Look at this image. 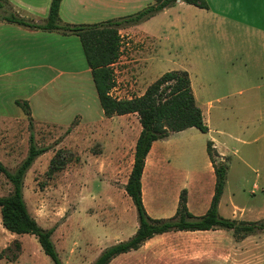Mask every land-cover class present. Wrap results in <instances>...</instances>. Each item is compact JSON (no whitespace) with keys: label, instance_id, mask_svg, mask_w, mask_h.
<instances>
[{"label":"rangeland","instance_id":"rangeland-1","mask_svg":"<svg viewBox=\"0 0 264 264\" xmlns=\"http://www.w3.org/2000/svg\"><path fill=\"white\" fill-rule=\"evenodd\" d=\"M252 1L262 6L261 0ZM249 2L241 0L239 11L248 13ZM148 5L129 7L125 16ZM198 11L203 12L189 7L180 14L184 41L179 33L178 40L168 42L177 30L170 24L176 18H166L163 11L157 18L120 30L113 96H141L164 73L185 67L209 127L208 133L192 128L152 146L142 176L144 208L152 219L171 218L186 191L189 212L205 215L216 183L207 152L212 141L222 156L217 162L227 166L219 215L264 220V38L246 36L245 25L232 24L228 29L236 37L231 42L218 39L225 22H205L200 27ZM5 12L13 14L4 7L0 16ZM66 42L74 51L71 68L61 62L57 70L43 68L0 78V161L15 172L27 158L31 133L39 148H49L26 173L24 201L43 229H54L51 239L62 264H92L138 229L137 210L125 185L141 124L136 114L104 116L80 39ZM37 89L41 91L36 93ZM28 95H35L29 103L32 128L16 104ZM14 115L19 119H11ZM57 154L65 165L50 173ZM12 190L0 172V196ZM0 264L55 262L34 235L5 230L0 210ZM111 264H264V232L239 241L225 229L166 233Z\"/></svg>","mask_w":264,"mask_h":264},{"label":"trees","instance_id":"trees-1","mask_svg":"<svg viewBox=\"0 0 264 264\" xmlns=\"http://www.w3.org/2000/svg\"><path fill=\"white\" fill-rule=\"evenodd\" d=\"M178 0H154V2L139 12L125 17L109 19L94 24H61L59 9L62 0H52L48 17L44 24H37L22 17L11 14L0 18V21L17 24L42 31H59L64 35H75L80 39L81 46L91 71L96 93L106 118L136 114L141 124V132L136 141L134 160L125 192L132 200L138 215L139 226L135 234L125 242L110 246L92 264H110L118 256L136 251L156 236L171 232H200L217 229L231 230L236 240L264 232V220L238 221L225 219L219 215L218 209L224 193L227 166L217 162L219 155L214 143L208 141L207 152L212 164L216 183L211 204L206 214L193 216L187 207L186 191L180 197L175 215L168 219H152L148 216L142 198V176L146 159L155 142L168 139L171 134L195 128L202 133H208L202 110L197 106L187 71H170L154 81L141 96L131 99L114 97L112 90L116 86L113 65L120 58V30L138 25L151 17L172 7ZM200 9L208 10L206 0H180ZM7 1L0 0V9ZM33 125L30 106L27 101H16ZM49 148H39L30 134V146L27 158L15 172H10L0 161V172L12 184L13 190L7 196H0L2 225L5 230L16 235H34L43 252L55 264H62L54 243V229H43L31 216L23 197L24 178L35 160ZM59 154V153H58ZM57 157L51 162L50 173L58 171L65 165Z\"/></svg>","mask_w":264,"mask_h":264},{"label":"crops","instance_id":"crops-1","mask_svg":"<svg viewBox=\"0 0 264 264\" xmlns=\"http://www.w3.org/2000/svg\"><path fill=\"white\" fill-rule=\"evenodd\" d=\"M5 1H7L5 7L9 8L13 14L22 18H35L31 21L37 24L45 23L52 2V0ZM240 1L241 0H206L209 9L198 8L203 12H196L198 18H200L198 25L202 27L206 24L205 22L215 21L223 25L225 22L224 25L226 27L224 31L218 32L217 38L226 41L229 40L228 42H231V40L236 37V34L228 29V25L232 26V24L236 28L240 24L245 25V27L249 29L246 36L259 35V37L264 38V0H261L262 6L260 7L256 1L250 0L248 4L246 3L249 8H252L248 13H245L244 10L241 12L239 11L241 7ZM153 2L154 0H62L59 9V18L61 24H94L109 19L125 17L129 7H142L148 4L150 5ZM189 7L195 6L178 0L174 6L163 10L166 18H176V22L173 19L170 22V24H172V29L177 30L174 32L172 40H168L169 43H173V39L178 40L179 33H181V40L184 41L185 32L183 30L179 31L180 26L184 23L180 19V14L188 10ZM160 13L150 19L157 18ZM4 16H8V13L5 12L0 18ZM239 18H250V21H244ZM72 37L76 36L64 35L59 31L35 30L0 21V78L11 73L28 72L43 68L55 70L56 66H59L61 62H65V64L71 68L72 63L74 64L75 61L73 57L74 51L68 45L69 42L66 41H69ZM175 71H187V68L179 67ZM38 91H41V89H37L36 93ZM31 96L35 97V95H28L23 98H25L28 103H31ZM131 98L133 97L119 99ZM12 118L17 119L18 117L14 115L11 119ZM184 132H186V130L173 133L170 137ZM156 143L157 142L154 143L153 148ZM150 154H152V150L149 155ZM219 155L221 156V154ZM146 160L147 165L148 157Z\"/></svg>","mask_w":264,"mask_h":264}]
</instances>
